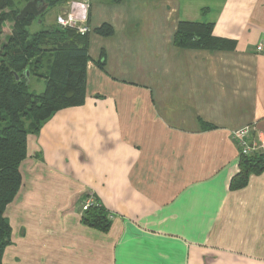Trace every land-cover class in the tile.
Instances as JSON below:
<instances>
[{
  "label": "crops",
  "instance_id": "obj_1",
  "mask_svg": "<svg viewBox=\"0 0 264 264\" xmlns=\"http://www.w3.org/2000/svg\"><path fill=\"white\" fill-rule=\"evenodd\" d=\"M80 1L84 100L27 135L1 264H264V165L230 185L234 131L264 143V0ZM180 20L233 49L175 46ZM89 193L106 231L80 223Z\"/></svg>",
  "mask_w": 264,
  "mask_h": 264
},
{
  "label": "trees",
  "instance_id": "obj_2",
  "mask_svg": "<svg viewBox=\"0 0 264 264\" xmlns=\"http://www.w3.org/2000/svg\"><path fill=\"white\" fill-rule=\"evenodd\" d=\"M68 1L43 0L46 9L40 16ZM19 11L13 0H0V264L1 248L7 244L9 236L4 211L21 184L19 164L26 157V137L29 133H36L57 110L83 102L88 60L87 33L80 34L73 27H60L57 24L54 28L31 33L28 26L37 17L32 14L18 17ZM6 21L11 22V26L5 39H2ZM98 32L109 35L112 30L101 27ZM174 43L182 49L234 47L233 40L219 38L212 33L211 23L187 20L178 22ZM44 44L53 47L47 54H54L47 64V70L39 74L35 71L40 66V53ZM26 72L28 76L33 74L44 79L42 93L35 94L28 89ZM27 118L30 120L28 125ZM201 125L202 129L213 127L204 122ZM258 153L259 150H255L245 154L239 148V170L231 179L232 188L245 186L249 174L258 173L263 168L264 152ZM112 218V214L101 203H94L80 211V223L102 231L108 229Z\"/></svg>",
  "mask_w": 264,
  "mask_h": 264
},
{
  "label": "built area",
  "instance_id": "obj_3",
  "mask_svg": "<svg viewBox=\"0 0 264 264\" xmlns=\"http://www.w3.org/2000/svg\"><path fill=\"white\" fill-rule=\"evenodd\" d=\"M66 4L73 5L78 8H82L83 10H86L88 7V4L86 1H80V0H70ZM79 19V21H78ZM80 22H83L82 14L78 15L74 12L72 9H67L62 15L57 16L56 18V24L60 27H73L79 32L80 34H85L88 32V27L86 25L80 24ZM257 50H261L260 46L256 47ZM248 133L247 127H242L240 129H237L234 131L233 136L237 140V143L241 149V151L245 154H248L252 151L259 150L263 147V142L257 143L256 141H247L246 136ZM264 151V150H263ZM94 203H99L94 196L93 193H89L83 200L81 205V210H85L87 207Z\"/></svg>",
  "mask_w": 264,
  "mask_h": 264
},
{
  "label": "rangeland",
  "instance_id": "obj_4",
  "mask_svg": "<svg viewBox=\"0 0 264 264\" xmlns=\"http://www.w3.org/2000/svg\"><path fill=\"white\" fill-rule=\"evenodd\" d=\"M97 1H103V0H97ZM13 3H14L16 8L21 9L22 7H24L26 5L27 0H13ZM61 5L66 6V9L69 8V9L74 10V12L79 13L80 15L82 14V8H78V7H75L73 5L69 6L66 3L65 4L62 3ZM56 10H57V7H55L49 14H47V12H46V14H44L43 16H40V15L37 16V18H35L33 20V22L28 26V30L31 33H33L34 31L41 29V28H45V29H51V27L54 28L55 26H54L53 22H54V16H55ZM47 16H49V17H47ZM34 17H36V16H34ZM41 19H43L45 22L43 21V22L39 23V20H41ZM4 26H5V32L2 35V39H5V37L7 35V31L9 29V27L11 26V22L6 21L4 23ZM42 49H43V51L40 53V55H41V57H40L41 60L39 62L40 66L37 69V71H35V72H38L39 74H40V71L45 72L47 70V64L49 63V60L51 59V57L54 54V52H48V54H47V51H49V49H53V47L50 44H44L42 46ZM30 71H33V70H30ZM27 79H28L27 80L28 89L30 91H33L36 93L43 91L42 78L30 75V76H28ZM29 122H30V120H29V118H27L26 125H28Z\"/></svg>",
  "mask_w": 264,
  "mask_h": 264
},
{
  "label": "water",
  "instance_id": "obj_5",
  "mask_svg": "<svg viewBox=\"0 0 264 264\" xmlns=\"http://www.w3.org/2000/svg\"><path fill=\"white\" fill-rule=\"evenodd\" d=\"M38 5L40 7H38ZM46 9V5L43 3V0H29L26 5L22 7L18 13V17L25 14H32L33 16H39ZM28 78V72H26Z\"/></svg>",
  "mask_w": 264,
  "mask_h": 264
},
{
  "label": "flooded vegetation",
  "instance_id": "obj_6",
  "mask_svg": "<svg viewBox=\"0 0 264 264\" xmlns=\"http://www.w3.org/2000/svg\"><path fill=\"white\" fill-rule=\"evenodd\" d=\"M38 7H40V6L38 5Z\"/></svg>",
  "mask_w": 264,
  "mask_h": 264
}]
</instances>
